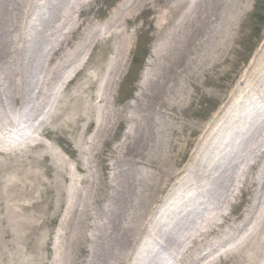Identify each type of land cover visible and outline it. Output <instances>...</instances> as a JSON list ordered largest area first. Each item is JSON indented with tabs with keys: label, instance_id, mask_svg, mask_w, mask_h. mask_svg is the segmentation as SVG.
<instances>
[{
	"label": "bare ground",
	"instance_id": "bare-ground-1",
	"mask_svg": "<svg viewBox=\"0 0 264 264\" xmlns=\"http://www.w3.org/2000/svg\"><path fill=\"white\" fill-rule=\"evenodd\" d=\"M93 1L0 0V84L3 82L0 90H8V95L0 94V118L4 119L0 121V131L7 129L5 119L9 120L8 112L16 111L15 105H19L17 110L21 117L37 105L41 91L36 93L31 82L41 73L71 79L88 66L87 82L91 86L102 71L105 79L99 90L105 97L109 90H114L115 79L123 74L121 61L130 51L136 34L130 30L131 26L144 12L158 14L148 21L149 28L157 33L153 36L152 61L147 65L144 84L139 86V97L146 99L141 106L144 114L138 121L140 131L134 125L131 128L135 131L127 133V140L132 138L131 146H127L123 172L119 171L121 177L123 174L126 177H122L119 185L120 195L112 205V216L102 228L105 231L95 247L97 254L93 264H128L127 252L135 249L144 236L147 243L134 264H168L172 258L174 264H184L182 249L186 246L190 264H208V258H204L207 254L200 257L207 244L213 250L219 247L220 261L234 250L246 264H255L261 256L264 261V184L260 185L264 176L258 180V174L253 173L264 160V45L252 56L255 46L249 53L237 47V43L248 45L244 32L248 30L250 36L256 27L252 20L254 0H119L101 27L91 25V31L79 39L82 23L77 18L87 13ZM89 22L92 21H85ZM138 30L137 26L135 32ZM75 37L77 42L73 41ZM106 37L114 41L116 50L105 49L108 56L101 51L98 54L101 56L94 59L96 65L90 66L86 57L99 42L104 43ZM259 38L263 40L264 30ZM172 47L175 53L171 59L156 64V57L171 51ZM64 48L68 53L60 55ZM52 63H58L60 68L53 70ZM205 66L213 71L219 69L218 79L226 83L224 87L216 86L217 101L212 102V94L204 95L201 90L204 85L193 80L188 85L193 89L191 95L185 97L187 78L192 79L188 73L197 76L200 70L204 76ZM155 77H159V81L150 86ZM65 84L61 83L48 95L46 106L53 109L56 102L60 103V96L65 92L61 88ZM101 96L97 99L99 105L103 103ZM80 101L81 97L71 101L73 105L67 114L69 124L72 114H80ZM205 101L211 103L203 106ZM137 106L130 109L134 111ZM168 108L183 112L195 109L196 114L207 113V116L204 121L202 117L189 120ZM107 110L103 108L99 119L104 122L89 120L88 111L81 113L73 128H78L79 122L80 128L93 127L94 139L105 144L114 127L124 125L119 117L116 121L111 119L117 111L105 114ZM31 121L26 131L34 136L40 130L39 125L47 122L46 118L40 120L39 117ZM22 136L20 134L19 138ZM241 144H246L245 149H240ZM133 153L167 162L166 165L148 163V176H144L143 163L134 161ZM94 162H89L93 170ZM242 197H247V208L232 218L228 211L233 213L236 201ZM186 199L195 203L193 209L183 204ZM172 200H179V206L169 208L166 216L159 218L155 229L152 223L156 214L163 212L166 206L171 207ZM68 202L71 205L68 203L63 223L82 222L78 199ZM204 202L208 215L198 221L195 207ZM5 203L2 202L3 207ZM26 207L7 205L3 211L7 218L12 216L18 223L27 222L29 226L30 218L27 221L21 218L27 214ZM128 215L133 219L127 229L123 224ZM260 215L263 217L258 220ZM237 222L241 224L234 227L232 223ZM188 226L192 227L187 229ZM174 246L176 249L172 248Z\"/></svg>",
	"mask_w": 264,
	"mask_h": 264
},
{
	"label": "rangeland",
	"instance_id": "rangeland-1",
	"mask_svg": "<svg viewBox=\"0 0 264 264\" xmlns=\"http://www.w3.org/2000/svg\"><path fill=\"white\" fill-rule=\"evenodd\" d=\"M118 3H120L119 0H94L87 13L77 18L82 23L79 39H83L84 35L91 31L93 25L101 27ZM253 6L252 20H254L256 27L254 31L252 30L250 36L248 30L244 32V36L248 39V45L237 43V47L242 52L247 50L249 53V50L255 46L251 56L264 45V38L263 40L259 38L264 30V0H254ZM154 16H158V14L144 12L139 16L136 23L131 26L130 30L136 34L132 39L130 51H128V54L121 61L123 74L120 78L115 79L114 90H109L110 93L106 94L105 97L101 96V90H99L102 88V83L105 79L103 78L105 74L102 71L98 78H96L95 84L91 86L87 82L88 66L83 72L75 75V77H71V79H68L67 76L59 78L58 76H53L52 73L48 74L49 72L47 74L41 73L38 74L40 77L32 80L34 84L31 82L32 87L36 89V93L37 91H41L39 101L36 103L37 105H35L31 112H25L24 117H21L17 110L19 105H15L16 111L7 113L9 120L5 119V122H7L5 123V128L8 126L17 130V132L19 131L20 134L27 133L26 128L31 126V120L35 117H39L40 120L46 118L47 122L39 125L40 130L35 135V137L37 136L36 139L32 140V142L20 145L15 149L3 146V144L0 146V150L4 151V153L0 152V163L2 164V166L0 165L1 201L6 202L5 207L9 205L10 208L14 207V204L27 206L25 208L27 216L21 214V218L24 217L25 221L29 218L31 220L29 226H27V222L26 224L23 222L18 223L12 216L7 218L3 211L5 207L0 202V264H93V259L97 254L95 247L98 245L97 242L105 231H102V228L105 225V221L110 220L112 216V205L120 195L119 185L121 184V180L126 177L123 174L122 178L119 171L123 172L122 166L128 155L127 146H131L129 141L132 138L127 140V133L135 131L133 127L131 128L134 125L138 127L137 131H140L141 124L138 121L144 114L141 106L145 104L146 99L139 97V86L144 84L145 79L143 80V75L147 70V65L152 61L153 57L151 55H154L155 41L153 36L157 32L151 30L148 25V21ZM87 19H90L92 22L85 23ZM137 26L139 30L135 32ZM169 31L171 32L170 26ZM160 34L163 35V33ZM77 40L78 38L73 41L77 42ZM103 41L104 43L99 42L90 52L89 56L86 57L90 66L96 65L94 59L101 56L98 55L101 51L106 52L105 49L107 50L108 48H112L113 51L114 48L116 50L117 45H115L114 41H109L107 37L103 38ZM163 48L164 46L162 45ZM68 51V49L64 48L60 52V55L67 54ZM174 53L175 47H172L171 51L167 53L164 52V55L160 53V56L156 57V64L171 59ZM106 56H108V53ZM58 66V63L50 65L53 70L60 68ZM210 69L205 66L204 70L206 74L204 76L198 69L199 75L197 76L188 73L192 79L187 78L188 84L185 86V90H187L185 97L191 95L192 91L190 90L193 89L188 85L189 81L193 80L204 85L201 88L204 95L205 93L206 95L212 94L213 98L211 101L213 102V99L217 101L219 94L217 93L218 89L216 86L224 87L226 83L218 79L221 73L219 69L216 71ZM158 81L159 77H155L150 86L156 84ZM65 82L66 84L61 88L62 91L65 90L64 94H61L62 92L60 91V103L57 105L56 102L53 109H51L50 105L46 106L48 95L54 89L56 90V87L59 88L61 83ZM2 84L3 82L0 85ZM9 84L10 81L8 80L6 82L7 89ZM29 85L30 83L26 87ZM21 87L22 85H20ZM7 91L0 90V94L8 95ZM216 94L218 95L216 96ZM74 96L76 97L72 99ZM99 96L103 99L101 105L97 104ZM80 97V114H72L69 124L67 122V114L71 105H73L71 101L78 100ZM69 99L72 100L69 101ZM211 101H205L203 106L209 105ZM10 103L13 105V101ZM133 106H137L136 109L139 112L136 109L134 111L130 109ZM104 107L108 109L105 114L111 113L112 110L117 111L111 118L113 121H116L117 117L124 121V125L114 127L113 133L109 134L106 138L105 144L101 140L97 141L94 139L92 133L93 127L86 129V127L82 126L84 129L80 128L81 122H79L78 128L77 126L75 129L73 128V125L77 123L79 115L81 116L86 111L89 112V120L104 122L103 120H99ZM193 107L196 109V106ZM195 109L183 112L168 108V110H172L175 114L188 117L189 120H196L202 117L201 121H204L207 113L203 115L196 114ZM64 110L67 112L65 113ZM2 120L4 119L0 118V121ZM110 122L113 123L112 121ZM83 131L85 132L83 133ZM87 140L89 141L85 144ZM235 144H238L237 140H235ZM246 144H241L240 149H245ZM109 155L113 156V159ZM131 156L135 159H133L134 161L138 160L143 163L141 167L144 176H148L147 172L148 168H150L146 166L148 163L150 165H166L167 162L165 161L164 163L160 159L155 158L147 159L143 157V159L136 153H133ZM128 158L130 159L131 157ZM92 160H95L93 164L95 170L89 167L91 165L89 162ZM66 161L70 164L74 163L76 169H74V164H72L74 171L67 170L68 164ZM255 168L253 170L259 172L260 177L264 176V160L261 161V168L259 166ZM69 172H71L72 176L69 175ZM75 180L81 182L78 187L79 192L75 190ZM262 184H264V180L260 185ZM177 198L174 196V199ZM77 199L80 203L79 211L83 212L81 216L82 222L78 220V223L75 221L70 222V224L63 223L62 217L68 208V203L71 205L68 201L74 202ZM171 204V207L166 206L163 212L161 210L160 214H156L152 227L154 226L156 229V223H158L159 218L166 216V212L170 209H176L180 201L172 200ZM183 204H187L189 206L188 209H190V206L192 209L195 206V203L190 202L188 199ZM206 204V202L201 205L196 204L195 212L198 221H201L208 215V206ZM73 208L71 209L73 210ZM181 208L184 210V207ZM258 213L255 218H257ZM231 216L232 218H236V214H232ZM261 217L263 216L260 215L258 220ZM70 219L66 220L69 221ZM132 219L128 215L123 227L127 226L126 228L128 229L129 221L131 224ZM142 222L139 225L140 227ZM261 222L260 220L259 224ZM240 224L241 222L232 223L234 227ZM192 226H188L187 229ZM185 233L187 232L185 231ZM144 238L145 236L141 238L140 244L135 249L127 252L126 258L130 260L128 264H133L132 259L135 253L140 252L142 254L141 247L143 248L144 244L147 243V238ZM150 239V241H153V238ZM176 240L181 241V239ZM156 243L160 242L156 240ZM153 245L155 246V242ZM160 245L162 244L160 243ZM209 246L207 244L200 255L202 257V254H207L204 258H208V264L210 259L214 257L212 252L217 253L219 249L218 247L213 250ZM172 248L176 249L175 246ZM186 248L182 249L186 260L184 264H190L187 254H185ZM262 259V256L261 258H257L255 264H264ZM169 260L168 264H174V258ZM221 261L219 260L213 264H246L241 260L239 254L231 252L227 257L221 258Z\"/></svg>",
	"mask_w": 264,
	"mask_h": 264
}]
</instances>
